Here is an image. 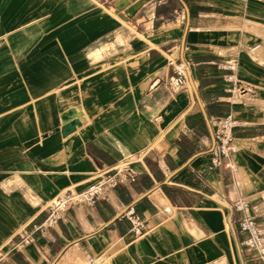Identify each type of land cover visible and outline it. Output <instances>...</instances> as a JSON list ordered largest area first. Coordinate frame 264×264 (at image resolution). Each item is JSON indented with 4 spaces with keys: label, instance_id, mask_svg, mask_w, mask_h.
<instances>
[{
    "label": "crops",
    "instance_id": "crops-1",
    "mask_svg": "<svg viewBox=\"0 0 264 264\" xmlns=\"http://www.w3.org/2000/svg\"><path fill=\"white\" fill-rule=\"evenodd\" d=\"M245 1L0 0V264H264L239 228L264 191L245 151L264 139V109L239 68L258 40L237 9ZM179 63L190 76L173 90ZM227 114L229 166L210 170L211 120ZM127 157L133 181L37 228L59 190H82ZM237 199L249 207L235 211Z\"/></svg>",
    "mask_w": 264,
    "mask_h": 264
},
{
    "label": "built area",
    "instance_id": "built-area-1",
    "mask_svg": "<svg viewBox=\"0 0 264 264\" xmlns=\"http://www.w3.org/2000/svg\"><path fill=\"white\" fill-rule=\"evenodd\" d=\"M229 82H235L232 75L227 76ZM187 75L183 63H179L175 67V75L169 78V86L173 90H177L186 85ZM233 97L238 98L244 91L239 83L236 86L228 88ZM213 143L210 150V163L208 168L214 169L220 166H229V162L225 159L232 152L233 128L237 125V121L232 114L221 117H215L211 120ZM108 170H97L95 178L87 184L82 190L66 188L60 190L46 205L47 216L37 228L53 227L57 221L62 218L73 204H93L100 196H102L108 186L113 187L117 182L135 178V171L126 167L116 168L113 174H108ZM249 207L246 199H237L233 202L235 211H244ZM123 216L130 222V230L135 235H141L145 232V224L143 220L135 213L132 207L123 212ZM239 228L246 233L241 244L249 250H253L259 257L264 256V237L260 231L258 223L254 216L245 215L239 221Z\"/></svg>",
    "mask_w": 264,
    "mask_h": 264
},
{
    "label": "rangeland",
    "instance_id": "rangeland-1",
    "mask_svg": "<svg viewBox=\"0 0 264 264\" xmlns=\"http://www.w3.org/2000/svg\"><path fill=\"white\" fill-rule=\"evenodd\" d=\"M238 8L241 9L239 10L240 13L241 12L246 13L245 19H247L248 21L246 23V27L250 29V30L249 29L246 30L249 31L254 37L258 38V40L255 41L254 44L250 45L249 47H245L242 50V52H244L245 55L243 57L245 63L241 65L239 64L240 74L242 75L243 72H245L250 76V78L247 77L246 79L242 77L243 81L249 83L248 87L252 85L250 87V90L251 92L255 93V95H257V97L255 96V98H257L258 100L259 96H262V94H264V88L254 86V85H260L264 87V56L261 57V52H258L259 51L258 46L260 47L262 46L261 51L264 53V0H246L245 4H242V6L237 5V9ZM108 12L115 14L111 9ZM117 38L121 40L120 36H118ZM259 104H261L264 109V104L262 103ZM261 140H260L261 141L260 146L254 147L248 145L247 148H245L246 149L245 151L246 154L248 155L252 154L255 155V157L259 158L258 160H256L257 161L256 167L258 171H262L264 173V139ZM64 189L66 188H63V190ZM17 200H20L19 197H17ZM250 200L252 201V206L255 207V211L257 213V215L254 214L255 220L258 223L260 231L264 237V191L261 194H258V196L255 197L251 196ZM254 252L255 251H253V253Z\"/></svg>",
    "mask_w": 264,
    "mask_h": 264
},
{
    "label": "water",
    "instance_id": "water-1",
    "mask_svg": "<svg viewBox=\"0 0 264 264\" xmlns=\"http://www.w3.org/2000/svg\"><path fill=\"white\" fill-rule=\"evenodd\" d=\"M141 4V2H136L134 5L130 6L129 8H127L126 12L128 14H132L136 8ZM186 67V73L188 75V77L190 76V72L189 69L187 67V65L185 63H183ZM80 122L78 119L73 118L69 121H67L61 128V133L63 136L67 135L68 133H70L71 131H73L75 129V126L78 125ZM213 141V139H212Z\"/></svg>",
    "mask_w": 264,
    "mask_h": 264
},
{
    "label": "bare ground",
    "instance_id": "bare-ground-1",
    "mask_svg": "<svg viewBox=\"0 0 264 264\" xmlns=\"http://www.w3.org/2000/svg\"><path fill=\"white\" fill-rule=\"evenodd\" d=\"M129 1L131 0H116V6L120 7V6H123L125 5L126 3H128ZM107 11H109V9H107ZM111 13V12H110ZM119 17V16H118ZM120 18V17H119ZM122 19V18H120ZM123 20V19H122ZM184 68L186 69L185 65H184ZM262 90V89H261ZM263 91V90H262ZM258 101H260L259 103H262L264 104V94H262V96H259L258 98ZM64 113V112H63ZM67 113H69L67 111ZM66 115V114H65ZM70 115H73L72 113ZM62 119V118H61ZM66 121V119H65ZM69 121V120H68ZM64 123V122H63ZM233 148V147H232ZM134 159L133 157H127V158H124L122 160L119 161V164L117 165V167H120V168H123L125 167V165L128 163L129 160H132ZM95 178V172L92 174V179ZM68 188H72V187H68ZM65 190V189H64Z\"/></svg>",
    "mask_w": 264,
    "mask_h": 264
}]
</instances>
